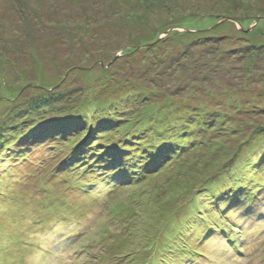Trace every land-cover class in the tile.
<instances>
[{"label": "rangeland", "instance_id": "obj_1", "mask_svg": "<svg viewBox=\"0 0 264 264\" xmlns=\"http://www.w3.org/2000/svg\"><path fill=\"white\" fill-rule=\"evenodd\" d=\"M25 14L35 26L42 70L31 69V48L18 50L28 33ZM2 18L0 75L10 84L0 83V97L11 85L24 93L20 105L28 127L36 128L51 109L35 117L31 107L67 89L65 113L76 114L73 123L83 118L88 124L69 134L62 130L64 155L51 138L45 158L35 146L42 135L0 145V264H264V129L255 133L264 122V0H0ZM238 20L249 23L242 28ZM148 44L154 46L137 49L117 73L106 72L122 65L115 59L125 47ZM10 66L24 75L12 82ZM77 67L94 69L87 75ZM88 77L107 79L95 85ZM122 78L141 84L124 87ZM134 88L160 91L150 100L166 107L168 117L152 114L150 128L162 140L153 147L141 135L144 123L126 126L130 110L139 107L121 93ZM106 97V109H95ZM89 128L96 136L79 157L91 159L93 168L58 172L61 162L76 160L72 151ZM20 149L32 163L24 164L15 153ZM159 150L156 159L168 163L164 174L145 172L137 176L145 179L141 185L120 187L116 172L126 177L129 167L136 169L131 161L141 170L158 167L151 160ZM193 155L196 165L188 164ZM187 174L195 181L190 191L181 188ZM205 188L223 197H210ZM173 224L176 232L168 234Z\"/></svg>", "mask_w": 264, "mask_h": 264}, {"label": "trees", "instance_id": "obj_2", "mask_svg": "<svg viewBox=\"0 0 264 264\" xmlns=\"http://www.w3.org/2000/svg\"><path fill=\"white\" fill-rule=\"evenodd\" d=\"M156 3H158V1H156ZM22 12L25 13L26 10L22 9ZM25 15H26L25 16L26 17L25 18V22L27 24L28 14H25ZM1 21L5 23L3 18L0 20V22ZM190 21L195 22V20H193V19L190 20ZM238 22H239V20H238ZM245 23H249V21H247V22L240 21L238 24H241L242 28H244L243 26L245 25ZM27 25L28 26L26 28L28 30V33H27V35L24 34L23 38L18 40V45H17L19 47L18 50L23 53V52L27 51V48H31L30 52H29L30 57H31V64H32L31 69L34 70V71H36V69L42 70V69H44V66H42L43 65L42 61H44V60H41V58L43 56L40 54L41 50L40 49L38 50V48L34 44L35 38L32 35L34 30H35L34 29L35 26H33L31 23H28ZM261 25H263V24L260 23V26L256 30H258L261 27ZM181 35L184 36L185 34L183 33ZM170 36H172V34L169 35L168 37H170ZM176 36H180V34L179 35L176 34ZM24 39H26V40H24ZM145 39L146 38H144V37L142 38V40H144L145 44L146 43H150V41H147ZM159 44H160V42H156L155 43V45H157V46ZM151 46L152 45L148 44L147 46H139V48H136V49H132V48H135V47H125L122 50L123 51L122 55L120 57H116V59H115V62L117 60L121 61L122 65H118L117 69L115 68L116 66L113 65L111 68L106 69V72L110 73L109 71L111 70V72L114 71L115 73H117L118 69L124 67V65L127 64L128 56L133 54L137 49H141V50L143 49L144 51L150 50L151 48L150 49H147V48L151 47ZM13 50H15V49H12V50L8 49L9 54ZM10 65H11V63H10ZM138 66L142 67L141 64L138 65ZM10 69H11L12 76H13L12 77V79H13L12 82H14L16 79H19L20 76L22 77V75H24V74L20 73V71L18 69H13L11 66H10ZM75 69L81 70L80 72H82V74H87L88 75L89 73H91L90 69H94V68H90L88 70H84L83 68L77 67ZM134 77L137 78L136 76H133V78ZM4 78H5V76L3 77V76L0 75V83H1V85H3L5 87V86L9 85L10 83L7 82L6 84H3L2 82L6 81V80H4ZM128 78H129V76H128ZM97 79H99V78H95L94 79V78L88 77L87 82L90 83V84H95L96 85V84H99L101 81L106 80L107 78H103V79H101L99 81ZM133 82L134 83H130L127 79L122 78L121 81H120V84H121V86H124V87H126L127 84H129L132 87H136V85L141 84V83L138 82V80L137 81H133ZM60 83H58L57 85H53L51 87V89L46 90V93H48L49 91H52V89H54L55 87L57 88ZM63 84L65 85L66 83H63ZM106 84H108V82ZM109 84L110 85H107V86L104 85L105 89L111 88V83H109ZM64 85L62 87L66 88V86H64ZM116 86H118V83H116ZM8 87H9V91H7V93L3 89L1 90L3 92L2 94H4L5 98L4 97H0V107L3 106L5 108V111L2 114L0 113L1 114V118L0 119L2 120V118H3V121L0 122V145L1 146L2 145L5 146L6 142L9 143V144H17V143H19L21 141L25 142V141H29V140H34L35 136H36V138H38V137H40L42 135L43 139L39 140L42 144H35V146L36 147L41 146V149H40L42 151L41 153L46 158V156L48 154L49 147H50V145L52 143L51 142V138L52 139L56 138V140H57L56 146H58V148L53 147V149H58V150H60V153H62L64 151L62 145L66 144L65 141L67 140V139H65V136L62 135V134H64V131H62V130H65L66 134H69V132H76V130H79L80 128H83L85 125L88 124V122H82L83 118H80L78 121H76L74 123H73V121H70V118H74L76 114L75 113L74 114L73 113H65L66 109L68 107L65 105L67 103V101H65V99H64L65 95L62 93V91H67V89L66 90H64V89L60 90L59 89V90H56L57 93H54V94H51L49 92V94H50V95H48L50 97L49 100L45 101L44 98H39V100L37 102H35L34 106L31 107L32 110H31L30 113H32V112L36 113L37 115L35 117H37L38 114H40V111H42L43 109L46 110V109L50 108L51 109L50 118H47V120H44V121L42 120L43 122L42 121L41 122L38 121L40 123L36 126V128L28 127V122H30V119L27 118L28 114L24 110V107L23 106L21 107V105H20V103H21L20 101L21 100L23 101L24 93H22V95H21V92H19V89L13 88L12 85L8 86ZM141 91H143V98L140 96V93H142ZM154 91H156V89H154V90H150V89L149 90H141V89L136 90L135 89L134 91H131V92H123V93H121L122 95H124V94L126 95V97L124 99H126V101H128L132 106H134L135 108L139 107V109H137L138 111L135 110L137 112L130 110V112L128 113L129 117L132 116V118H128L129 121L126 124L127 129L131 130L132 127H134L136 125L137 126H141L140 124L143 125V123H144L145 124V125H143L144 126V130H142L141 135H143V136L146 135V138L148 140H149V138H151L149 141H151L152 147L154 146L153 144H158V142H162V140L159 141V137H158L157 133L155 132V130L157 128H155V129L154 128H150V124H153L152 114H157L161 119H164L165 116H167L166 115L167 113L165 111L166 107L164 105L159 106V104H155L158 101L151 102L150 99H151L152 96H158V99H159L160 91H158L157 93L154 92ZM108 93H110V92H108ZM55 94H57V97H53V96H55ZM138 95L140 96V98H139V100H137L135 102L134 100H135V98ZM98 100H100V99L98 98ZM109 100H110V98L106 97V100H105L104 104H101L100 102H98V105H96L95 109H98V111L102 110L104 108L106 109V105L109 104ZM43 101H45V102H43ZM114 103H115V101L113 100V105H112L113 108H114V105H115ZM262 104L264 106V100H262ZM147 106L148 107H152L153 106V107H156V108L145 109L142 112L141 108L142 107H147ZM260 109H264V107L261 106ZM123 110H127V108L123 109ZM261 111H262V113L264 115V110H261ZM117 114H118V117H121L120 115H123V114H121V112L117 113ZM102 117H103L102 119H104L106 117V115H103ZM138 118H141V119L138 120ZM102 119H100V120H102ZM129 122H130V124H129ZM75 123H76V125H75ZM177 125H178V123L175 126L177 127ZM193 125H195V124H193ZM181 126L182 125H179V127H181ZM239 129L242 131V133L244 135H247V132H243L245 129H243V130L241 128H239ZM261 129H264V122L260 123V125H259V127H258V129L256 130L255 133L257 135H259V133L264 131V130L261 131ZM96 132L97 131L92 130V128H89L87 131H84L82 133V134H85V139L83 141L84 143L82 142L83 143L82 145H80L79 147H77L76 149H74L72 151L73 156L76 157V160H73V159L68 160L67 159V160L61 162V164L59 166V169L57 170L58 172H61V173H73L75 171V172H79L81 174H86L87 172H85L84 170H90V169L93 168L94 163L91 162V159H89L88 157H79V155L83 154V156H85V151L88 148V146L90 145V143L94 140V136H96L95 135ZM124 138H126V136ZM181 139H183V137ZM124 144L128 145L129 142H125ZM161 144L163 145V147H161V149H164L166 146L164 145V143H161ZM32 148H33V152H34L35 147L31 146L30 150ZM126 148H127V146L124 149H126ZM66 149H70V146H68ZM24 151L25 150L21 151V149H20L19 152H15V153H17L20 156V158H23L22 161L25 164L27 155L26 156H22V153H25ZM44 151H46V152H44ZM70 151H71V149H70ZM219 152L221 154H218V156L221 155V157H222L224 155V154H222L223 152L222 151H219ZM64 153L65 152H63V155H64ZM144 153L146 154L147 150H144ZM161 153H162L161 150L154 152L153 155H154L155 159L151 160L152 164H154L155 166H158V167H153V168L150 169L149 167L147 168V166H146L144 168V170H141V167H140V165H139V163L137 161H131V163H133V167H135L136 169H133L132 167H129V174L126 177H124L123 170L120 171V172H116L114 174V176H116V175L118 176L117 178H119V182H121L120 183V187H125V186L130 187L132 185L133 186L141 185L144 182L145 179L141 180V181H138L137 176L138 175H143L144 178H145V172L148 173L147 175H149V174L153 175V177L164 174L166 169H167V168H165L167 166L166 164H168V163L164 159H156V157L159 154H161ZM18 155H16L15 157H17ZM115 155H117V154H114L113 157H116V158L117 157H122V156H115ZM218 156L214 157V159L211 160V162L209 163V164H212L211 165L212 167L210 168L212 171L216 170V168L213 167V164H215V163H217L219 161V160H216V158ZM194 157L195 156L193 155V157L191 159V162H188V164L191 163V165H196L197 163H199V160L198 159H194ZM26 162L32 163L31 160H30V157L28 158V160ZM178 167H180L179 164H178ZM140 171H142V172L140 174H138ZM151 171H153V172H151ZM211 175H213V174L211 173ZM191 177L192 176L190 174H187L184 177L185 180H183V179L181 180V188L182 189H186L187 191H190V188H191L190 186H192L195 183L194 180H190ZM209 179H211V181H213L212 176ZM212 187L213 186H211L210 188H212ZM213 188H215V186ZM205 190H207V193L210 195V197H217V198H222L223 197L222 195L219 194L218 190H216V191L213 190L212 191V190H208L206 188L203 189V191H205ZM236 190H239V189L236 188ZM165 202L167 203V200ZM168 211L172 212L173 209H170ZM143 227L146 228L147 230H149V227L146 225V223H144ZM165 229H167V228H165ZM165 229H164V232L168 231V229L167 230H165ZM175 229H176L175 228V224H173L171 229H170V231H168V234L170 232L175 233L176 232ZM149 236H150V234H149ZM127 237L129 238L130 235L127 234ZM159 237H157V238H159ZM157 238L151 236L152 243L158 242L159 240ZM132 239L133 238L131 237V240ZM144 243H145V241L142 242V244H144ZM191 246L193 247V244ZM153 248L155 249V247H153ZM193 253H196L198 255L197 252H193ZM186 260L189 261L190 259H188V257H187Z\"/></svg>", "mask_w": 264, "mask_h": 264}, {"label": "bare ground", "instance_id": "obj_3", "mask_svg": "<svg viewBox=\"0 0 264 264\" xmlns=\"http://www.w3.org/2000/svg\"><path fill=\"white\" fill-rule=\"evenodd\" d=\"M25 166V165H24ZM155 197V196H154ZM152 198H153V196H152ZM90 208V207H89ZM231 245V244H230ZM232 258V257H231Z\"/></svg>", "mask_w": 264, "mask_h": 264}, {"label": "water", "instance_id": "obj_4", "mask_svg": "<svg viewBox=\"0 0 264 264\" xmlns=\"http://www.w3.org/2000/svg\"><path fill=\"white\" fill-rule=\"evenodd\" d=\"M161 41V40H160ZM159 42V41H158Z\"/></svg>", "mask_w": 264, "mask_h": 264}]
</instances>
